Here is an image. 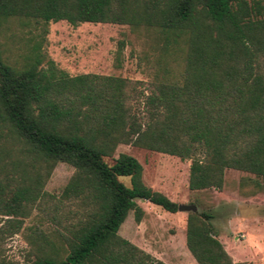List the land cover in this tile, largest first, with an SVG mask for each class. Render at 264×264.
Wrapping results in <instances>:
<instances>
[{"label": "trees", "instance_id": "trees-1", "mask_svg": "<svg viewBox=\"0 0 264 264\" xmlns=\"http://www.w3.org/2000/svg\"><path fill=\"white\" fill-rule=\"evenodd\" d=\"M59 20L127 24L158 37L143 120L131 111L129 80L68 75L47 58V26ZM1 134L49 170L57 162L73 168L53 208H76L54 220L48 251L23 264H164L117 230L130 210L140 220L136 200L168 213L177 204L143 183L134 157L113 152L126 144L189 160L188 190H219L224 170L234 169L264 192V0H0ZM2 151L9 158L5 144ZM13 165L6 173L0 163V184L16 182L2 208L23 217L41 183L34 174L17 182ZM209 219L185 217L196 264H250L231 260Z\"/></svg>", "mask_w": 264, "mask_h": 264}, {"label": "rangeland", "instance_id": "rangeland-1", "mask_svg": "<svg viewBox=\"0 0 264 264\" xmlns=\"http://www.w3.org/2000/svg\"><path fill=\"white\" fill-rule=\"evenodd\" d=\"M47 27L43 48L57 68L68 75L90 73L129 80L131 111L144 119L143 100L150 90L153 58L160 45L151 30L115 23L82 22L71 26L64 20L49 22ZM0 144L10 149L9 158L6 152H0L3 172L10 173V164L14 162L12 173L21 176L17 182L25 184L26 177L34 174L41 183L42 194L33 203H27L23 217L4 215L2 203L10 197L16 182L0 184V264H23L48 251L50 242H55L54 220L62 222L63 212L76 208L67 202L60 204L57 211L53 208L73 168L57 162L49 170L47 163L20 140H6L5 134H1ZM120 152L140 163L141 179L146 186L176 204L193 208L168 213L147 201L136 200L142 210L140 220L136 222L133 211H128L117 231L121 237L164 264H196L184 243L185 217L188 212H205L210 216L215 238L231 260L264 264V192L252 189V175L225 169L219 190H188L189 160L126 144L117 145L113 156ZM16 220H20L18 227Z\"/></svg>", "mask_w": 264, "mask_h": 264}, {"label": "water", "instance_id": "water-1", "mask_svg": "<svg viewBox=\"0 0 264 264\" xmlns=\"http://www.w3.org/2000/svg\"><path fill=\"white\" fill-rule=\"evenodd\" d=\"M177 211H192L193 208L188 206V205H183V204H177V207H176Z\"/></svg>", "mask_w": 264, "mask_h": 264}, {"label": "crops", "instance_id": "crops-1", "mask_svg": "<svg viewBox=\"0 0 264 264\" xmlns=\"http://www.w3.org/2000/svg\"><path fill=\"white\" fill-rule=\"evenodd\" d=\"M118 231V230H117ZM118 234V233H117ZM119 235V234H118ZM233 261V260H232ZM233 262H236V261H233Z\"/></svg>", "mask_w": 264, "mask_h": 264}]
</instances>
